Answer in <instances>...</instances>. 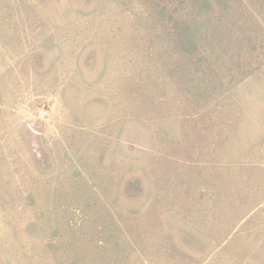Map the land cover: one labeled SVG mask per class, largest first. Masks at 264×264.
<instances>
[{
	"label": "rangeland",
	"instance_id": "374dc122",
	"mask_svg": "<svg viewBox=\"0 0 264 264\" xmlns=\"http://www.w3.org/2000/svg\"><path fill=\"white\" fill-rule=\"evenodd\" d=\"M0 264H264V0H0Z\"/></svg>",
	"mask_w": 264,
	"mask_h": 264
}]
</instances>
